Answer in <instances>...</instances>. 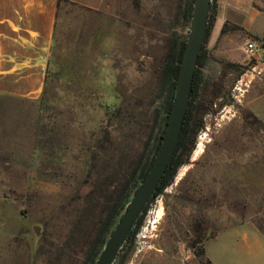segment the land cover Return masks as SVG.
<instances>
[{
    "label": "rangeland",
    "instance_id": "1",
    "mask_svg": "<svg viewBox=\"0 0 264 264\" xmlns=\"http://www.w3.org/2000/svg\"><path fill=\"white\" fill-rule=\"evenodd\" d=\"M217 1L195 70L194 140L113 264L223 263L220 241L251 227L233 220L264 223L263 207L247 206L264 183V0ZM184 2L59 0L41 91L0 94V264H90L107 174L161 130L166 56L191 22Z\"/></svg>",
    "mask_w": 264,
    "mask_h": 264
},
{
    "label": "crops",
    "instance_id": "2",
    "mask_svg": "<svg viewBox=\"0 0 264 264\" xmlns=\"http://www.w3.org/2000/svg\"><path fill=\"white\" fill-rule=\"evenodd\" d=\"M228 1V8L238 4ZM58 4L59 0H0V94L30 95L41 91L47 76ZM262 186L252 190L247 206H262L264 212V183ZM261 223L254 215L233 220L229 226L251 227L230 244L220 241L223 263L209 259L210 263L264 264V223ZM217 235L211 239L218 241Z\"/></svg>",
    "mask_w": 264,
    "mask_h": 264
},
{
    "label": "water",
    "instance_id": "3",
    "mask_svg": "<svg viewBox=\"0 0 264 264\" xmlns=\"http://www.w3.org/2000/svg\"><path fill=\"white\" fill-rule=\"evenodd\" d=\"M212 0H194L190 27L180 63L173 102L157 153L114 228L105 239L94 264H113L144 207L154 195L171 162L185 120L197 61L204 43Z\"/></svg>",
    "mask_w": 264,
    "mask_h": 264
},
{
    "label": "trees",
    "instance_id": "4",
    "mask_svg": "<svg viewBox=\"0 0 264 264\" xmlns=\"http://www.w3.org/2000/svg\"><path fill=\"white\" fill-rule=\"evenodd\" d=\"M193 1L194 0H185L184 5L182 7L183 10L182 18L185 20V22H188L187 25H189V22L191 21ZM214 6L216 7V0H212L210 12L213 10ZM211 21L212 18L209 15L205 40L209 33ZM226 24L227 23H224L221 29L222 32L225 30ZM185 43H186V38L180 41L178 46L171 47L166 56L165 67H164V81L166 82L167 85L166 87L167 92L163 107L165 111V115L161 120V124H162L161 130L159 131L158 135L155 137V140L151 145L152 147L147 152L143 150L141 154L134 161H132V163L128 166L126 170L120 171L119 169L123 165V160L121 159L118 160L117 162L118 166L120 167L118 169H111L110 172L107 174V177L105 179L106 182L103 190L104 196H106V200L103 208V211L105 212V217L101 222V226L96 229L95 237L97 239L98 246L97 248H95L96 250L94 251V253L89 257L90 264H94V262L96 261L98 255L100 254L103 248L105 239L112 231L118 218L124 211L130 199L131 194L135 191L141 180L148 172L149 167L154 159V156L158 151L168 121V116L171 110L180 63L185 49ZM200 57H201V52L199 54L197 63H199ZM195 81H196V71L194 73L192 91L190 95L189 104L187 107L185 120L181 129L180 137L177 142V146L175 148L173 157L165 171V174L163 175L160 184L157 186L154 195L151 197L148 203L152 200V198H154L155 196H157L162 192L163 188L172 180L177 168L182 163V160L179 159L178 157V151L186 147L189 142H192L194 140V135L196 132L194 127L195 122H192L191 119H192L193 97L195 94ZM148 203L144 207L142 213L139 215L134 227L130 231L125 242H127L128 239L139 228L142 222L143 213L146 210Z\"/></svg>",
    "mask_w": 264,
    "mask_h": 264
},
{
    "label": "built area",
    "instance_id": "5",
    "mask_svg": "<svg viewBox=\"0 0 264 264\" xmlns=\"http://www.w3.org/2000/svg\"><path fill=\"white\" fill-rule=\"evenodd\" d=\"M256 43L255 42H248L247 45H246V50L249 52V53H253L255 50H256Z\"/></svg>",
    "mask_w": 264,
    "mask_h": 264
}]
</instances>
